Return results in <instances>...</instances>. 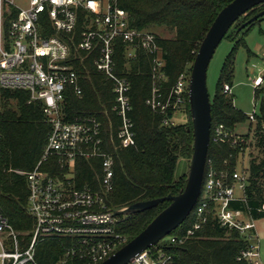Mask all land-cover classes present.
Returning <instances> with one entry per match:
<instances>
[{
  "label": "trees",
  "instance_id": "obj_1",
  "mask_svg": "<svg viewBox=\"0 0 264 264\" xmlns=\"http://www.w3.org/2000/svg\"><path fill=\"white\" fill-rule=\"evenodd\" d=\"M234 0H119L121 7L130 15V25L141 30L168 29L175 33L173 37L160 36L159 44L163 48L166 75L159 85L167 92L178 78L191 75L192 67L200 45L220 11ZM264 9V3L248 10L231 29L237 25L231 39L235 46L226 57L217 83L212 102V131L209 148V160L206 173L213 172L215 179L221 178L227 184L235 183L233 174L242 161L246 150L254 147L257 155L250 152L247 168L249 179L244 198L233 200L231 208L249 213L252 218L264 216V75L263 83L256 87L260 97V114L255 120L236 107L233 93L225 92V85L233 86L235 75V55L238 45L244 41L240 34L249 30L259 19L247 23L254 15ZM242 21L240 24L239 22ZM81 26L79 27V29ZM241 28V29H240ZM227 33L225 38L229 37ZM154 32V31H153ZM78 40V38H77ZM84 55L83 52H80ZM95 55L74 61L81 77L83 95L77 96L70 88L65 105L68 119L75 120L85 115H96L103 123L105 140L115 158L113 189L101 193L109 209L126 207L140 201L177 195L186 186L188 174L175 178L179 159L191 161L194 148L193 125L190 101L185 110L189 121L186 124H166V115L154 111L147 99L153 90V59L150 54L140 51L135 59L126 57V44L117 43L115 58L116 71L131 82L130 97L133 105L132 117L135 122L136 145L129 148L112 146L118 127V118L112 110L115 102L113 84L100 73L95 64ZM172 116V112H169ZM250 121V130L244 141L236 144L216 141L214 132L218 125L236 132L239 125ZM112 123V124H111ZM255 123V126H254ZM254 126V128H253ZM51 124L39 101H31L26 90H0V214L7 217L13 226L30 240L34 219L28 213V181L18 171H30L41 160L51 131ZM253 129V132H252ZM44 169L64 173L55 158L44 165ZM241 169V170H242ZM102 174L101 160L79 158L74 179L79 187L89 186L102 191L99 175ZM216 189L212 190L214 193ZM211 212L208 221L196 230L184 243H172L171 238L181 237L193 225L192 216L174 230L165 241L152 246L162 248L171 256L170 264H239L238 256L248 248L251 242L238 229L222 226L217 217L218 203L208 196ZM171 201L165 200L157 206L129 216H119L117 231L124 237L120 249L141 233L148 224ZM65 241L46 240L38 246L41 264H56L65 253ZM71 264H90L86 259H76Z\"/></svg>",
  "mask_w": 264,
  "mask_h": 264
},
{
  "label": "built area",
  "instance_id": "obj_2",
  "mask_svg": "<svg viewBox=\"0 0 264 264\" xmlns=\"http://www.w3.org/2000/svg\"><path fill=\"white\" fill-rule=\"evenodd\" d=\"M24 1L25 6H21L16 0H0V90L28 91L31 101L42 103L52 129L44 154L34 169L18 171L28 181L27 209L34 219L31 238L22 237L8 218L0 214V264H41L38 246L46 240L66 243L65 253L56 264H71L76 259L100 264L124 242L123 235L117 231L119 216L114 215L101 195L113 189L115 158L105 140L103 123L96 115L75 120L67 117L69 89L79 97L83 95L74 61L96 54L97 70L113 84L112 110L119 121L115 138L111 134L114 150L136 145L131 82L116 71L119 41L126 44L128 59H135L140 51L152 56L153 90L146 102L154 111L166 115V124H177L176 113L184 111L190 101L191 75L182 74L167 92L163 91L159 80L166 75L160 35L131 27L130 15L119 0ZM254 83L261 85L263 76ZM225 92H232L229 84L225 85ZM250 118L255 120V112ZM214 139L233 144L245 140L242 134L223 124L216 127ZM52 158L64 173L53 174L44 169ZM79 158L101 160L102 191L76 185L74 172ZM245 167L244 164L241 171H235L232 185L208 172L204 187L208 193L205 197L201 195L191 213L192 227L181 237H172V243H184L208 221L212 208L206 198L210 196L218 203L219 223L240 230L251 242L239 254V264H263L255 219L230 206L233 200L244 198L249 179ZM213 189H216L214 193ZM238 190L241 195L237 194ZM156 249V253L151 248L140 252L128 264H170L171 256L162 248Z\"/></svg>",
  "mask_w": 264,
  "mask_h": 264
},
{
  "label": "water",
  "instance_id": "obj_3",
  "mask_svg": "<svg viewBox=\"0 0 264 264\" xmlns=\"http://www.w3.org/2000/svg\"><path fill=\"white\" fill-rule=\"evenodd\" d=\"M264 0H234L225 6L202 41L190 77V112L194 134V148L185 188L177 195L140 201L126 207L115 208V216H129L169 200L160 212L135 238L127 242L100 264H128L137 254L157 245L183 224L195 209L205 187L212 131V102L207 86L209 64L217 47L235 22L248 10ZM264 16V9L254 15L245 27ZM240 28V29H241Z\"/></svg>",
  "mask_w": 264,
  "mask_h": 264
},
{
  "label": "rangeland",
  "instance_id": "obj_4",
  "mask_svg": "<svg viewBox=\"0 0 264 264\" xmlns=\"http://www.w3.org/2000/svg\"><path fill=\"white\" fill-rule=\"evenodd\" d=\"M16 3L21 6H25L24 0H16ZM241 22L242 21H240L239 24ZM237 25L231 29L229 37L224 38L219 44L209 64L207 73V86L211 98L215 95L224 61L235 46L236 42L230 37L234 34ZM153 31L163 38H169L175 35L173 31L168 29H155ZM240 38H244V41L238 45L235 55V75L232 86L234 103L237 108L242 110L247 115H251L253 112L260 114V97L256 94L257 86L254 83V80L257 77L264 75V19L256 22L249 30H245L243 33H241ZM175 121L178 124L188 123V112L184 110L176 113ZM249 130L250 121L247 120L239 125L236 132L238 134H246L249 132ZM250 152H253L254 156L258 154V151L254 147L246 150L244 157V164L246 167L249 165ZM190 165L191 161L188 159H179L175 170V178L178 179L182 175L186 173L188 174ZM237 169L238 171H241L242 161L238 164ZM207 193L208 188L206 187L202 196L205 197ZM237 194L241 195L242 192L238 190ZM255 222L260 243V261L264 264V216L255 219ZM166 239L167 237L162 241H165Z\"/></svg>",
  "mask_w": 264,
  "mask_h": 264
}]
</instances>
